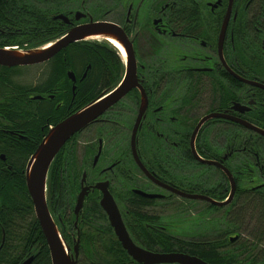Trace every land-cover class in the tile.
<instances>
[{"label": "flooded vegetation", "instance_id": "af4514ba", "mask_svg": "<svg viewBox=\"0 0 264 264\" xmlns=\"http://www.w3.org/2000/svg\"><path fill=\"white\" fill-rule=\"evenodd\" d=\"M58 4L60 8L51 15L29 16L46 21L40 31L50 38L49 42L74 27L96 22L115 23L126 38L122 43H113L104 37H88L70 43L41 63L0 65V75L11 73L10 68H20L13 74L17 81L25 68L42 66L35 82L19 81L33 84L36 89L10 94L6 85H0V103L5 97H23L34 108V117L48 112L50 128L124 80L129 61L127 49L132 51L135 68V86L68 144L67 154L73 166L71 179L77 184L65 212L55 207L57 212L52 209V214L73 252L78 240V264L87 256V243H102L97 234L105 230L103 224H109L121 244L101 205L107 191L120 209L130 235L141 247L171 252L164 251L162 245L176 241L196 243L204 235H179L176 228L182 219H171V214L180 216L201 203L205 204L202 211L217 216L233 214L240 183L259 181V186L264 185V147L261 154V148L251 141L253 135L264 137L252 127L264 129V0H58ZM15 17L0 15L6 21ZM20 26L22 29L0 23V44L8 36H21L25 28L36 27L25 23ZM16 45L17 49L37 47L31 42ZM76 47L105 51L106 55L109 52L111 57L107 62V83L114 86L89 101L88 96L78 94L90 65L77 71L69 62L68 54ZM58 59L65 65L66 76L47 83L46 70ZM111 61L115 63L113 67ZM6 108L0 105V109ZM202 119L205 120L193 140ZM49 128L44 124L30 130L23 126L11 128L10 123L0 125L9 139L30 146ZM84 131L91 136L80 149L79 138ZM0 157L6 161L4 153ZM50 169L51 166L47 189ZM232 178L236 191L227 204L198 198L205 195L225 200ZM83 187H88V192L77 214L75 206ZM92 203L106 215V223L97 221ZM217 220L218 217L207 227L217 228ZM93 223L97 234L88 232ZM236 238L231 236L230 241ZM44 239L48 245L45 235ZM40 250L31 248L26 256L35 258Z\"/></svg>", "mask_w": 264, "mask_h": 264}, {"label": "trees", "instance_id": "16d2710c", "mask_svg": "<svg viewBox=\"0 0 264 264\" xmlns=\"http://www.w3.org/2000/svg\"><path fill=\"white\" fill-rule=\"evenodd\" d=\"M10 1V3H0V15L7 13L16 17L9 21L0 19V23L6 22L19 27L25 23L34 24L36 27L31 30L25 28L21 36H8L7 40L0 45H16L17 43L23 45L26 42H31L33 46H40L49 42L50 38L40 31L46 21L29 16H47L55 13L60 8L58 0ZM105 53V51L101 52L97 49L88 50L76 47L71 49L68 54L69 62L76 66L77 71L90 65L85 83L81 85V94H78V96H88L87 101L97 97L102 90H108L114 86L107 83L109 73L107 62L111 57L109 52L107 55ZM111 64L112 67L115 65L112 61ZM64 66L61 59L53 61L46 70L47 83H51L56 78H64L66 76ZM19 70L20 68H10L11 73L0 75V85H6L7 92L10 94L15 91L36 89L33 84H23L14 78L13 74H17ZM1 90L0 88V92ZM68 96L71 97L70 90ZM4 99V103H0V105H6L7 108L0 109V125L10 123L11 128L17 129L23 126L24 129L30 130L37 129L40 124H44L47 129L49 128L46 120L48 112L42 111L34 117V108L27 105L23 97H5ZM25 119H29V121L22 125ZM46 130L31 146L21 140L9 139L0 130V155L4 153L6 156V161L0 157V264H19L27 257L31 248L41 249L31 264H52L50 251L35 215L32 198L25 181L26 163L47 133ZM253 137L252 143L260 148L264 147L263 136L253 135ZM240 140L242 139L240 138ZM69 142L70 140L57 154L49 172L48 202L55 212H57L55 207L58 211L65 212V207L71 202V198L74 196L73 189L77 184L71 179L73 166L71 157L67 154ZM262 152L261 148V154ZM259 184V181H250L238 185L233 214H222L221 218L218 217L217 228L209 226L203 231L205 233L209 230L211 236L204 235L205 237L199 238L200 240L196 243H178L177 241L166 243L162 245V249L164 251H185L212 264H264V185L259 186ZM91 207L95 215L98 216H96L97 221L106 223V215L97 209L96 203H92ZM214 207L212 206V208ZM248 211L255 215L256 224L251 235L244 236L241 222ZM106 225H102L105 230H99L100 234H97V230L94 229L95 223L91 225V229H88L89 233L97 234L103 240L102 243H87L84 248L87 256H84L85 258L79 264H140L127 254L113 235L109 224ZM106 234L107 236H105ZM231 236H237V238L230 241Z\"/></svg>", "mask_w": 264, "mask_h": 264}, {"label": "water", "instance_id": "95a60500", "mask_svg": "<svg viewBox=\"0 0 264 264\" xmlns=\"http://www.w3.org/2000/svg\"><path fill=\"white\" fill-rule=\"evenodd\" d=\"M104 37L111 42H121L126 38L121 29L112 22H96L77 26L69 30L61 38L30 49H17L0 47V65L16 66L30 65L47 61L60 50L72 42L88 37ZM131 44V43H130ZM132 44L129 46L131 47ZM129 54L128 71L124 80L112 89L104 92L97 99L92 100L73 114L63 118L50 127L36 149L30 155L25 167V181L32 198L35 214L42 227L43 233L50 248L52 264H78L79 243L75 242L74 253L71 246L63 238L52 214L47 198V176L49 168L64 145L78 132L86 128L97 119L111 105L117 102L128 90L135 86V68L132 66V51ZM209 115L208 117H211ZM207 117V118H208ZM205 119H202L193 133V140L198 128ZM252 126V125H250ZM257 132L264 135V129L252 126ZM232 187L228 198L217 201L205 195L198 198L207 199L215 204H227L234 196L236 182L232 178ZM88 187H83L78 195L75 212L78 214L83 208ZM101 205L107 212L110 223L123 248L138 262L142 264H212L203 258L179 251L153 252L138 245L130 235L125 225L120 209L113 196L107 191L101 199ZM33 256L22 264H29Z\"/></svg>", "mask_w": 264, "mask_h": 264}, {"label": "rangeland", "instance_id": "374dc122", "mask_svg": "<svg viewBox=\"0 0 264 264\" xmlns=\"http://www.w3.org/2000/svg\"><path fill=\"white\" fill-rule=\"evenodd\" d=\"M23 74H21L18 79L21 82H35L36 77H38L42 73V66H29L28 68H25L22 71ZM91 136L90 133L84 131L80 135V149L84 147V140L89 139ZM87 142V141H86ZM196 205H200V203H196ZM205 204L201 203L200 206L196 207L193 211H186L184 214H181L180 216L175 214H171V219L173 218H181L182 224L180 226H177V230H179V235H182L183 237L191 236V235H198L202 233L203 235L211 236L209 230H207L205 233L203 231L207 228V226L216 219V217L221 218L222 214H218V216L212 212L208 213L205 210L202 211ZM197 219V220H196ZM242 232L244 236L251 235L252 229L254 228L256 224L255 215L252 212H247V215L245 218L242 219ZM201 227V228H200ZM211 227V226H210ZM197 229V230H196ZM205 237V236H202Z\"/></svg>", "mask_w": 264, "mask_h": 264}, {"label": "bare ground", "instance_id": "6f19581e", "mask_svg": "<svg viewBox=\"0 0 264 264\" xmlns=\"http://www.w3.org/2000/svg\"><path fill=\"white\" fill-rule=\"evenodd\" d=\"M115 43V42H114ZM116 45H119V44H116ZM52 127V126H51ZM50 129V128H49ZM48 132V131H47ZM44 137V136H43ZM34 206V205H33ZM78 247H80V244H79V246ZM71 253H74L73 251H72V247H71ZM31 256H27V257H25L23 260H21V262L19 263V264H22L25 260H27L28 258H30ZM33 259H34V257H33ZM33 259H32V261H33ZM32 261L29 263V264H31L32 263Z\"/></svg>", "mask_w": 264, "mask_h": 264}]
</instances>
